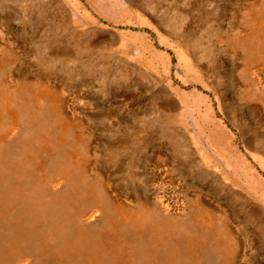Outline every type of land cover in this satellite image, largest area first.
<instances>
[{
  "label": "rangeland",
  "instance_id": "rangeland-1",
  "mask_svg": "<svg viewBox=\"0 0 264 264\" xmlns=\"http://www.w3.org/2000/svg\"><path fill=\"white\" fill-rule=\"evenodd\" d=\"M235 4L236 0H0V44L22 46L23 59L34 60L33 74L37 73L39 78L52 71L74 83L72 89L80 90L82 95L78 99L85 108L113 110V118L101 119L99 130L122 143L119 145L122 148L110 150L109 161L119 163L125 154V159L129 156L132 162L131 178L127 181L118 177L115 190L125 191L122 194L131 200L136 196L143 201L147 196L143 189L148 188L150 202L156 201L159 211L167 215L163 221L170 224V230L179 228L199 238L198 225L185 216L191 211L190 203L198 201L203 204V211L217 218L218 229L229 227L223 223L226 219L229 225L232 222L231 228L239 236L237 243L241 244L238 264H264L259 228H264V215L256 207L257 202L264 206L263 198L259 196L256 202H250L249 185L243 183L244 179L250 183L257 180L264 189V167L249 152L240 129L241 125L252 129L253 122L243 110L238 111L235 123L226 109L224 101L230 102V91L227 84L218 83L231 77L228 60L213 57L196 62L188 59L186 51L194 38L225 23ZM175 12H179L183 22L182 40L170 33L176 22ZM248 25L252 30V23ZM249 48L255 50L253 45ZM139 64L149 67L162 84L149 87L151 80L144 77L149 88L143 86V93L148 97L157 94L156 104L149 107V102L137 103L141 107L137 110L133 109L137 106L129 91L136 87L114 89L111 83L122 67L138 69ZM261 72L262 69L257 74ZM131 73L132 78L137 74L133 69ZM166 86L176 88L174 95L178 89L190 92L189 97L179 101L177 96L171 98ZM16 95L20 97L19 93ZM120 98L130 108H125ZM10 101L11 98L7 105H0L3 112L0 123L7 131L11 130L18 144L25 139L33 140L35 130L26 117L19 128L12 126L11 108L20 110L24 106L17 100L11 105ZM183 127L189 136L181 139ZM164 130L173 134L174 141H183V151L174 149L171 140L159 141ZM7 140L13 143L0 145L8 152L7 159L0 156V171L12 173L0 175V264H122L116 260V254L123 253V248L126 255L138 251V264L145 263L146 245L134 246L131 251L126 245L121 246L123 236H119L118 244L114 242V231L109 230L112 222L105 220L88 199L78 202L69 198L63 205L54 193L51 196L50 190L54 188L49 185L50 177L44 179L50 173V165L45 170L44 163L39 162L27 170L26 176L16 177L17 168L9 157L17 159L20 152L13 138ZM103 149L100 147L99 152ZM158 151L163 157L156 165L159 182L132 180L144 170L145 158ZM37 166H43V171L39 172ZM248 168L250 178H246ZM139 185L144 187L140 191ZM128 188L136 194L127 192ZM60 191L63 189L56 195L64 197ZM227 198L234 199L228 210ZM235 208L238 212L233 214ZM70 209L74 211L73 217H61ZM172 213L175 215L170 216ZM65 219L70 221L68 225ZM252 233H255L253 241V236H248ZM164 243L166 249L170 244ZM222 243L214 241L211 247L201 246L198 251L204 258L202 262L194 261L197 257L189 250L180 264H222L225 259L219 247ZM182 245L179 244L181 249H174L183 251ZM169 261L172 264L174 259Z\"/></svg>",
  "mask_w": 264,
  "mask_h": 264
},
{
  "label": "bare ground",
  "instance_id": "bare-ground-1",
  "mask_svg": "<svg viewBox=\"0 0 264 264\" xmlns=\"http://www.w3.org/2000/svg\"><path fill=\"white\" fill-rule=\"evenodd\" d=\"M175 14H177L176 22L173 24L170 33L182 40L183 22L179 19V12H175ZM248 23H252V30H249ZM249 45H253L255 50H250ZM21 47L16 44H5V46L0 44V105H7L10 98L11 105L17 100L18 104H22L24 107L20 110L15 106L11 108L12 126L16 129L19 128L20 122L26 117L35 130L33 140L25 139L19 141L18 144L11 130L7 131L0 123V145L4 142L7 145L12 144L13 141L7 140V137L13 138L18 145V152L22 154L20 156L18 153L17 159L15 156L9 157L17 168L14 175L16 177L26 176L27 170L35 167L39 162L44 163L45 170L50 165V173L44 175V179L46 180V176L47 179L50 177L49 185L54 188L50 190L51 196L54 193L55 199L63 205H66L67 200H70L69 198L78 202L88 199L89 203L97 208L96 210L101 211L105 220L107 218L112 222L109 230L114 231L116 236L113 239L114 242L116 241L118 244L119 236H123L121 246L126 245L131 251L136 246L140 248V245H146L144 264H170V259H174L172 264H180L182 262L180 259L188 255L189 250L194 254V257H197L194 261L202 262L204 258L198 250L201 246L211 247L210 243L214 241L223 242L222 245H219L225 258L222 260V264H238L241 244L237 243L239 236L231 228L232 222L230 225L227 223L228 219L223 223L226 222L229 227L224 230L218 229L217 218L203 211V204L193 201L190 203L191 211L185 216L188 221L193 219L201 232L198 234L199 238L195 235L190 236L187 231H181L179 228L170 230L172 229L170 224L163 221L167 215L159 211V204L156 201L150 202L152 196L148 193V188L138 186V189L143 187V191L145 194L147 193L143 201L136 196L135 199L131 200L130 197H125L122 194L125 191L115 190V187L118 188V182H116L118 177L127 178V181L131 178L132 162L129 160V156L125 159V154L119 163L109 161L110 150L116 149V146L122 143L115 137L112 138L103 129L100 132L99 130L101 129V119L103 120L104 117L113 118V110L102 108L98 111H92V109L85 108L78 99L82 95L80 90L72 89L75 87L74 83H69L65 77L60 78L52 71L44 73L45 76L42 78H39L37 73L33 74L34 60L23 59ZM186 51L188 59H194L196 62L209 58L212 60L213 57H222L228 60L232 67L231 77L226 81L220 79L218 83L220 86L227 84L228 91H230V102L224 101L227 106L226 109L229 110V114L235 123H237L238 111L248 112L251 117L250 120L253 122V128L250 129L248 125H241L240 129L245 135L249 152L264 167V0H236V4L227 13L225 23L210 28L198 38H194L187 46ZM162 55L165 57V54ZM139 63L142 64V60H139ZM141 64L138 65V69L135 68L136 66L133 68L125 65L111 83V87L113 86L114 89L136 87L135 89L132 88L134 91H129L132 93V99L137 106L133 109L137 110L141 108L137 103L148 104L149 102V107L156 104L157 94L148 97V94L143 93V86H147V88L155 86L157 88V85L162 84L156 74L149 70V67L145 68ZM146 65L148 66L147 63ZM132 69L134 73L137 72L134 78L131 76ZM260 69L262 72L257 74ZM144 77L151 80L149 87ZM153 81H157L156 84ZM164 85L167 84L164 83ZM175 89L167 87L166 93L170 94L171 98L177 96L178 101L189 97L190 92L182 89H178L177 95H174ZM163 90L164 88L160 91ZM15 92L16 94L19 93L20 97ZM122 98H120V102L124 104L125 108H130V104ZM0 114L2 119L1 107ZM220 129L226 132L224 128L220 127ZM187 132L186 127H183L181 139L189 136ZM163 133L165 130L162 131L161 135L163 136H159V141L161 139L171 140L174 149L181 148L183 141H174L170 131ZM228 137L230 139L229 134ZM21 138L23 136L19 137V139ZM174 143L177 145L175 146ZM100 147L105 149L99 152ZM120 148L122 147L119 146ZM11 149L15 150L16 146L12 145ZM183 149L184 147L180 151ZM159 151L155 155L145 158L142 164L144 170L141 171L140 176L133 177L132 180L141 178L148 184L159 182L156 165L163 161ZM0 156L7 159V150L0 147ZM43 166L36 168L42 172ZM250 172L248 168L246 178H250ZM11 173L9 170L0 171V175ZM243 183L247 184V187L249 185L248 191L250 189L251 194L248 195V198L250 202H256L261 196L264 204V189L259 186L257 180L255 183H250L244 179ZM61 189L63 191L60 192L64 193V197L56 195ZM133 189L135 190V188ZM127 192L136 194L132 193L133 191L129 188ZM232 200L234 199L227 198V210L229 206L234 204ZM83 203L84 201L81 204ZM256 204L257 206H255L260 213L264 215V206L259 202ZM236 212H238V208L233 209V214ZM65 215L73 217L74 211L72 209L67 210L62 213L61 217ZM69 222L65 219V225H68ZM261 227H259L261 230L260 239L264 246V228ZM162 232L164 235L161 234ZM254 235L255 233L248 235L249 237L253 236L251 237L252 241ZM164 241L170 244L166 249ZM179 244H184L182 245L184 249L177 252L174 248L181 249ZM122 251L123 253L116 254V260L122 264L139 263L137 260L138 251L135 250L131 255H126L124 248ZM217 264L221 263L217 262Z\"/></svg>",
  "mask_w": 264,
  "mask_h": 264
}]
</instances>
